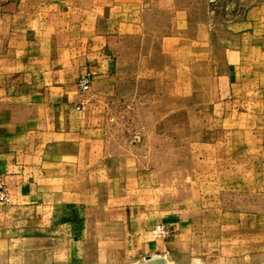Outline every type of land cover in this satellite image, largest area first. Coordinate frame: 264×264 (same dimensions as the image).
I'll list each match as a JSON object with an SVG mask.
<instances>
[{
  "label": "rangeland",
  "instance_id": "obj_1",
  "mask_svg": "<svg viewBox=\"0 0 264 264\" xmlns=\"http://www.w3.org/2000/svg\"><path fill=\"white\" fill-rule=\"evenodd\" d=\"M148 1L139 28L102 19L105 56L65 75L93 76L77 109L102 132L95 175L22 201L0 173V264H264V0ZM49 31L0 18L1 147L43 92L29 84L60 44L39 40ZM83 34L61 45L94 54ZM229 69L239 80L218 100Z\"/></svg>",
  "mask_w": 264,
  "mask_h": 264
},
{
  "label": "crops",
  "instance_id": "obj_2",
  "mask_svg": "<svg viewBox=\"0 0 264 264\" xmlns=\"http://www.w3.org/2000/svg\"><path fill=\"white\" fill-rule=\"evenodd\" d=\"M149 7L148 0H0V18L12 19L14 23L26 18L30 26L50 30L39 40L50 45L60 43L54 52L48 49L43 54L37 53L36 57L44 59L45 77L43 82L33 81L29 89L43 92L40 96L32 95L34 97L31 98L30 95L24 99L27 105L21 110L25 115L19 119L20 122L7 124L12 127L11 145L0 146V173L18 200H38V196L47 191H58L61 185L82 178L85 172L91 171L95 175V170L100 168L104 153L102 132L89 125V114L77 109L82 99L77 87L65 80V75L85 68L92 55L99 59L105 56L103 47L107 43L101 44L102 37L105 42V38L110 41L111 34L116 31H103V35L108 33V37L102 36V19H109L107 22L111 23L116 16L124 26L139 28L137 11L139 13ZM89 25L93 26V36L83 34L80 40L100 43L94 45V54L86 56L61 45V42L78 40L68 37L69 28ZM21 35L13 34L11 40H18ZM75 52L76 55L73 54ZM228 58L230 64L237 60L239 65L244 56L239 49L232 51ZM230 67L236 70V66ZM27 75L31 74L27 72ZM238 80V73L230 69L226 75L221 73L212 83L218 100L231 96L234 82ZM85 187L83 191L89 193L95 183L92 181ZM60 192L63 193L62 188Z\"/></svg>",
  "mask_w": 264,
  "mask_h": 264
},
{
  "label": "built area",
  "instance_id": "obj_3",
  "mask_svg": "<svg viewBox=\"0 0 264 264\" xmlns=\"http://www.w3.org/2000/svg\"><path fill=\"white\" fill-rule=\"evenodd\" d=\"M92 83H93L92 73L91 72H85L78 79L77 89L79 90V92L85 93V92L90 90ZM1 198L5 199L6 195L4 193H2Z\"/></svg>",
  "mask_w": 264,
  "mask_h": 264
},
{
  "label": "water",
  "instance_id": "obj_4",
  "mask_svg": "<svg viewBox=\"0 0 264 264\" xmlns=\"http://www.w3.org/2000/svg\"><path fill=\"white\" fill-rule=\"evenodd\" d=\"M147 258H149V256Z\"/></svg>",
  "mask_w": 264,
  "mask_h": 264
}]
</instances>
